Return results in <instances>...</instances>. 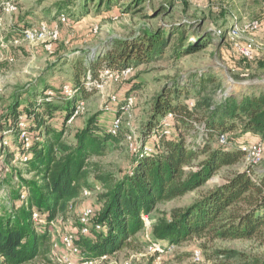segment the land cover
Instances as JSON below:
<instances>
[{"label": "trees", "instance_id": "16d2710c", "mask_svg": "<svg viewBox=\"0 0 264 264\" xmlns=\"http://www.w3.org/2000/svg\"><path fill=\"white\" fill-rule=\"evenodd\" d=\"M6 1L0 0V13ZM94 1L72 0V17L81 19L93 7L95 15L116 7V13L121 14L137 9L150 16L153 11L150 0H96L95 6ZM56 8L68 13L63 7ZM28 28L16 26L8 34L18 36ZM194 30L187 22L159 25L113 41L95 58H66L72 65V82L66 84L69 93L64 91L66 85L58 89L40 78L31 85L26 106L16 100L4 113L0 138L8 147L0 149L5 193L0 200V264H33L47 256L54 247L56 221L67 218L84 192L96 188L90 181V168L97 166L93 160L105 157L114 145H126L129 131L123 129L113 136L98 114L76 133L73 143L65 141L68 121L94 90L92 83L106 70L133 68L136 78L141 66L163 59L166 53L171 58L183 57L213 43L211 33L200 35ZM190 32L194 37L187 36ZM178 80L163 85L152 100L129 169L119 179L96 176L105 188L99 195L100 208L88 227L90 234L83 235L80 230L84 226L77 223L79 232L74 240V246L84 251L89 261L114 256L129 247L144 231V216L154 214L160 204L208 186L224 170L228 171L222 182L213 183L190 205L162 213L152 227L154 241L167 250L202 238L264 240V172L256 174L253 168L231 171L245 160L243 147L253 143L247 135L260 136L264 142V90L256 92L257 84H250L242 87L252 88V93H227L218 100L210 89L216 81L211 72ZM135 92L130 87L118 97L114 118L122 115ZM169 113L173 119L166 128L163 120ZM223 134L228 135L226 144L220 142ZM96 226L102 229L96 231Z\"/></svg>", "mask_w": 264, "mask_h": 264}, {"label": "rangeland", "instance_id": "374dc122", "mask_svg": "<svg viewBox=\"0 0 264 264\" xmlns=\"http://www.w3.org/2000/svg\"><path fill=\"white\" fill-rule=\"evenodd\" d=\"M18 6V11L12 15H5V39L2 46L0 40V119L4 113L19 100L22 107L27 105L30 87L40 78H46L48 85H54L58 89L72 82V65L65 62L66 58L74 59L84 55L87 58H95L105 52L110 44L117 39H125L139 33L143 29H156L159 25H180L184 22L191 23L195 27L194 32L202 35L211 33L212 44L192 55L171 58L170 53L165 57L144 64L139 68L136 78L121 84L107 82L103 93L95 85L94 90L86 99V111L73 125L69 126L65 135V141L73 143L76 133L85 126L90 117L100 115V120L109 129L114 113L103 110L104 103L111 95L119 98L124 96L130 87L136 90L134 97L136 105L134 109L123 117V127L127 131H135L140 134L143 125L150 117L151 103L154 97L161 91L163 85L179 82L191 74L211 72L216 76L215 83L210 86L216 99L227 93L235 96L252 93L253 89L239 86L246 82H259L254 91L264 90V44L258 46L256 57L252 61L243 59L228 41L230 26L237 22L259 20L263 21L260 14L263 13L264 0H150L153 11L149 15L140 13L137 9L130 13L115 12L111 14L101 11L99 22L90 24L80 22L72 17V0H11ZM75 1V0H73ZM97 1L93 2V5ZM123 3L122 5H124ZM68 10V13H59L56 7ZM123 7V6H122ZM169 7V10H166ZM92 8V7H91ZM90 8V9H91ZM60 10V11H61ZM241 10V11H238ZM87 16H95L94 7L88 11ZM103 13L107 15L103 16ZM65 14L70 18V26H61V40L56 45V50L47 51L40 46L14 47L10 41L15 36H9V31L14 27H32L40 22L54 23L57 17ZM3 16V13H0ZM99 31L93 34L94 27ZM263 27V26H262ZM223 36L220 40L219 35ZM193 32L187 36L194 37ZM247 36L242 42L246 43ZM262 49V50H261ZM169 51V50H168ZM13 60V61H11ZM138 81V82H137ZM177 81V82H178ZM130 87H129V86ZM115 106V105H114ZM58 125L57 122H54ZM61 126V124L59 125ZM2 137V136H0ZM219 144L218 138H214ZM235 142L230 145L234 146ZM0 149H7V143L0 138ZM3 151V150H2ZM132 153L126 145L112 146L109 153L102 158L93 160L96 167H91L90 181L96 188L90 195H82L71 207L67 218L59 219L53 227L54 247L47 256H42L33 264H64L62 257L69 253L63 245L64 235H76L79 215L86 207L96 210L100 208L99 195L105 191L97 175H111L119 179L129 169L132 163ZM262 164L254 168L256 174L264 172V156ZM3 159L0 158V164ZM22 169V167L12 165ZM246 167L245 161L231 169L241 171ZM228 170L218 174L208 186L199 191L190 193L185 197L172 202L160 204L150 219L157 221L162 213H169L174 208L190 205L201 193L208 190L213 183H220L227 175ZM149 243L147 232L138 234L129 247L97 264H153L148 256ZM196 250L203 253V261L199 264H264V240H237V241H211L207 238L194 239L181 246L167 249L161 255L164 264H198L193 260ZM74 261L78 257L73 258Z\"/></svg>", "mask_w": 264, "mask_h": 264}, {"label": "built area", "instance_id": "2783aa9c", "mask_svg": "<svg viewBox=\"0 0 264 264\" xmlns=\"http://www.w3.org/2000/svg\"><path fill=\"white\" fill-rule=\"evenodd\" d=\"M18 11V6L11 0H8L4 3L2 13L3 16H0V40L2 43V46L7 47L8 43H4V39L6 37L5 35V15H12ZM70 26L71 21L70 18H68L67 15L61 14L57 17V21L54 23H48V22H40L36 26H32L28 29H26L21 35L15 36L12 38V40L9 42L11 46L14 47H20L23 45L27 46H43V48L47 51L54 50L55 46L60 42L61 40V26ZM262 28V22L259 20H253V21H245V22H237L234 21V23L230 26L229 32H228V41L231 43L233 49L243 58L248 61H252L256 58V52L258 51V43L252 39L249 42L243 43L242 39L245 36H252L256 35L260 32ZM99 31V28L97 26L94 27L92 33L97 34ZM222 35L220 34L219 37ZM13 61V60H11ZM134 75V69L128 68L121 72H112L109 70L104 71L101 74L100 80H97L96 82L92 83L103 93L104 86L107 82L115 83V84H121L123 82H126L130 80ZM64 91L66 93H69L70 88L68 85L64 86ZM50 95H53V93H50ZM118 102V96L117 95H111L109 96V99L104 103L103 110L106 112L114 113V105H116ZM136 105V98L131 97L127 100L126 106L124 108V112L122 115L117 118L115 117L109 127V132L116 136L118 133L124 129L123 127V117L125 115H128L135 107ZM86 111V102H80V104L77 106V109L74 113V115L70 118L68 121V124L71 126L73 123L85 113ZM173 119V114L169 113L166 118L163 120V123L166 128H170L171 126V120ZM25 124L21 123V127H24ZM168 135L171 134V131H166ZM138 137L139 134L135 131H129L127 135V142L126 146L130 150L131 153H133L137 147L139 146L138 143ZM228 141V135L223 134L220 136V142L222 144H226ZM26 147H29V139H26ZM243 150L246 152V158L245 163L246 167L245 169H254L256 166H258L262 160L264 155V142L263 141H256L253 143H250L243 147ZM25 162L28 160L27 157H24L23 159ZM2 185V179L0 178V200L4 197V189L1 187ZM92 192H84L83 195H90ZM23 199L25 196L22 197ZM96 209L92 207H86L83 209L81 214L79 215V223L84 226V228L81 231L83 235L90 234L89 226L92 224L93 218L96 216ZM35 219L39 218V215L35 213L34 215ZM144 221V231L147 232V241L149 243V252L148 256L152 259L153 264H164L161 260V255L166 251L159 243L154 241V238L152 237V227H153V221L150 219L149 216L143 217ZM96 231H100L102 229L101 226L95 227ZM79 232V231H78ZM76 239V235H64L62 242L63 245L68 249L69 253L65 254L62 257V260L64 264H97L100 261H103L105 259H108L109 257H104L101 260H95V261H89L86 259V254L84 251L76 248L74 246V240ZM174 247L170 248L173 249ZM78 257L77 261H74L73 258ZM193 260L195 263H201L203 261V253L201 250H196L193 254Z\"/></svg>", "mask_w": 264, "mask_h": 264}, {"label": "crops", "instance_id": "0c3cea01", "mask_svg": "<svg viewBox=\"0 0 264 264\" xmlns=\"http://www.w3.org/2000/svg\"><path fill=\"white\" fill-rule=\"evenodd\" d=\"M117 10V7L113 9V11L111 12V14H114ZM263 10V13L260 14V16L262 17V28L260 30V32L256 35H250V36H247V38L245 39L247 42H249L250 40L254 39L257 43H258V46H260V44H264V9ZM73 11H75V9L73 8ZM238 11H241V10H238ZM109 13V12H107ZM107 13H103V16L107 15ZM76 19H78L80 22H89L90 24L92 23H96V22H99L100 21V18L99 15H95L94 17L92 16H84L82 17L81 19L79 17H75ZM40 48H43V46H40ZM264 50V48H262ZM261 49V50H262ZM264 54V53H262ZM257 55V54H256ZM256 58H259V57H256ZM129 86V85H128ZM246 137H248V139H250L252 142H256V141H261V137L260 136H255V135H247ZM263 162V161H262ZM262 162L260 164H262Z\"/></svg>", "mask_w": 264, "mask_h": 264}, {"label": "water", "instance_id": "95a60500", "mask_svg": "<svg viewBox=\"0 0 264 264\" xmlns=\"http://www.w3.org/2000/svg\"><path fill=\"white\" fill-rule=\"evenodd\" d=\"M250 84H259V82H246V83H243V84H239V86H247V85H250ZM216 179H213L212 181H215ZM221 183V182H220Z\"/></svg>", "mask_w": 264, "mask_h": 264}]
</instances>
